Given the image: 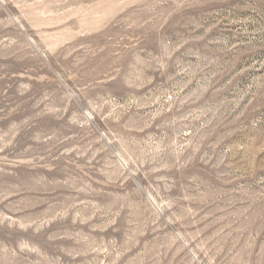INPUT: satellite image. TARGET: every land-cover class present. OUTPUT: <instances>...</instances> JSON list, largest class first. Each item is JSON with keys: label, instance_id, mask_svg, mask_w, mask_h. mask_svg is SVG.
I'll return each mask as SVG.
<instances>
[{"label": "rangeland", "instance_id": "rangeland-1", "mask_svg": "<svg viewBox=\"0 0 264 264\" xmlns=\"http://www.w3.org/2000/svg\"><path fill=\"white\" fill-rule=\"evenodd\" d=\"M0 264H264V0H0Z\"/></svg>", "mask_w": 264, "mask_h": 264}]
</instances>
